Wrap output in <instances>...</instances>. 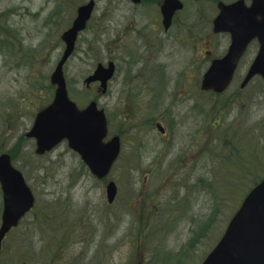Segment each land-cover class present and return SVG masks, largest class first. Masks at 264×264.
<instances>
[{
	"label": "rangeland",
	"instance_id": "rangeland-1",
	"mask_svg": "<svg viewBox=\"0 0 264 264\" xmlns=\"http://www.w3.org/2000/svg\"><path fill=\"white\" fill-rule=\"evenodd\" d=\"M88 1L0 0V46L7 41L14 44L5 46L6 54L0 47V152L13 154V164L24 173L36 196L35 209L6 241L5 245L18 251L12 264L16 259L21 264L26 260V264H201L240 204L239 189L253 185L251 180H237L238 192L230 195L227 182L231 176L225 172L216 175L222 181L221 191L201 182L202 178L210 180L211 169L222 165L220 159L228 161L226 171L233 158L212 125L221 118L225 136L232 126L246 124L248 132L249 124L258 125L245 137L239 131L238 138L244 142L249 138L248 145H256L264 158V80L255 79L239 92L242 71L226 95L203 94L198 87L202 74L196 76V70L203 68L204 61L198 52L186 51L185 60L198 78L190 86L192 103L175 110L176 116L177 112L181 115L171 130V144L161 141L157 131L133 132L109 93L102 95L99 85L92 83L89 89L85 84L96 66L107 62L108 22L129 6L126 0H98L65 72L71 97L81 107L97 99L107 111L111 130L123 138L121 159L111 175L100 181L84 173L78 156L66 144L40 157L35 141L26 134L36 113L54 96L51 75L65 49L61 36L72 25L78 7ZM146 3L156 5L157 1ZM189 15L194 17L189 22L199 18L193 8ZM121 30L115 28V32ZM221 42L215 50L218 55L228 47V41ZM11 48L16 52H9ZM177 66L179 72L181 65ZM166 106H161V113ZM210 146L212 153L207 152ZM112 180L119 187V197L109 206L106 186ZM219 200L222 208L216 214ZM2 202L0 187V214ZM193 242L197 246L191 249ZM6 261L2 259L1 264Z\"/></svg>",
	"mask_w": 264,
	"mask_h": 264
},
{
	"label": "water",
	"instance_id": "water-1",
	"mask_svg": "<svg viewBox=\"0 0 264 264\" xmlns=\"http://www.w3.org/2000/svg\"><path fill=\"white\" fill-rule=\"evenodd\" d=\"M95 6L96 0L80 6L72 26L62 35L66 48L51 76L52 84L57 86L54 100L37 115L27 136L36 139V152L39 155L66 140L91 173L103 179L110 174L120 155V137L105 141L108 136L105 111L99 110L95 102L80 110L69 97L64 73V66L75 51L79 34L87 28ZM181 8L179 0H165L162 8L165 23L168 24ZM220 10L215 21L216 30L229 32L232 45L225 57L213 61L202 84L203 90L218 93L229 87L241 57L254 39H258L260 51L241 86L244 88L256 76L264 78V0H252L251 7L246 6L245 0L232 5L221 3ZM111 73L112 69L99 64L86 83L100 81L105 93ZM0 183L4 193L1 251L6 234L31 210L35 197L23 174L13 166L9 154L0 155ZM117 192L116 183L111 182L107 187L109 202L114 201ZM202 264H264V179L248 194L222 238Z\"/></svg>",
	"mask_w": 264,
	"mask_h": 264
},
{
	"label": "flooded vegetation",
	"instance_id": "flooded-vegetation-1",
	"mask_svg": "<svg viewBox=\"0 0 264 264\" xmlns=\"http://www.w3.org/2000/svg\"><path fill=\"white\" fill-rule=\"evenodd\" d=\"M147 1L149 0H142L140 5H136L126 0L129 4L126 10L123 13L116 12L115 19L108 22L106 67L112 69V73L107 94L109 93L112 100L116 98L115 102H111L115 103L114 108L123 112L127 123L132 124L128 127L132 128L133 132L157 131L161 141L171 144L174 135L171 130L178 123V115H181L177 112L176 116L175 110L184 106L188 108V104L192 103L194 92L190 86L198 78L193 76L191 64L185 60L186 51L198 52L204 61L203 68L196 70V76L202 74L198 87L203 94L211 95L212 92L202 90L204 75L215 59H221L228 54L232 43L230 34L217 32L215 21L220 14L222 2L229 4L237 0H180L183 8L174 13L168 24L165 23L162 12L165 0H153L157 1L156 5H150ZM246 4L250 5L251 1L246 0ZM141 6L144 10L139 12L138 16ZM191 8L199 16L194 22H189V19H194L193 16H187ZM124 24L126 26L123 28ZM115 28L122 30L115 32ZM196 31L201 36L196 35ZM222 40L228 41V47L222 55H218L215 50L221 46ZM258 53L259 42L252 41L239 62L235 80L238 75L241 76L242 71L244 79ZM249 57L251 58L248 60ZM5 64L9 66L7 62ZM177 64L181 65L179 72L176 71ZM97 86L98 84L95 87ZM88 88L92 89L91 86ZM242 91L240 88L239 92ZM165 104L167 106L161 113L160 108ZM144 142L142 145H145ZM115 202L109 206H113ZM1 218L2 213L0 224ZM15 230L12 229L5 238L0 253V264L2 259L7 260L5 264H12L18 257V251H13L14 248L5 245ZM8 253L10 256L5 257ZM20 261L21 259L18 262L16 259L15 264H21Z\"/></svg>",
	"mask_w": 264,
	"mask_h": 264
},
{
	"label": "trees",
	"instance_id": "trees-1",
	"mask_svg": "<svg viewBox=\"0 0 264 264\" xmlns=\"http://www.w3.org/2000/svg\"><path fill=\"white\" fill-rule=\"evenodd\" d=\"M11 45L14 46L13 43H10L6 47H9ZM0 47L2 48L3 51H5L4 46H0ZM13 51L16 52L14 50V48H11V51H9V52L12 53ZM50 88H51V86H50ZM247 101H250V99ZM245 117H248L247 119L250 118L249 114H247ZM245 117H244V119H245ZM244 119H243V121H244ZM245 125L243 127L241 126V124H240V126H232L228 130L229 136H225L224 130L221 129V126H222L221 118H219L218 122H216L214 125H212L214 133L217 134V136L220 139L221 138L223 139L224 146L230 147L231 155L233 157L232 159H230L231 161H229V166L227 167L226 171H224L225 170L224 166H225V163H227L228 161L226 159H220V162L222 163V165H220V164L216 165V167H217L216 171H215V169H211L210 180L208 181L207 179L205 180L202 178L201 182L204 183L206 186H208L211 190H214L215 192L217 190L221 191L220 184L222 182L220 178L216 177L217 173L225 172V174L227 176H231V180H229L227 182V191L230 193V195H232V194L236 195V193L238 192V189L240 186L238 184L239 180L241 181V183L246 181V180H251L252 181L251 183L253 185H255L259 181H261V179L264 176V158L262 157V154H260V151L257 148H255L257 146L253 145V144L251 146L248 145V142L250 140L249 138H247V141L245 140V142L242 139H239L240 137L247 136V133L253 134L252 131L257 130L258 125H250L249 124L248 125V132L245 129ZM239 131H240V134L242 136L239 134ZM239 135H240V137L238 138ZM209 151L211 153L213 152L212 146H210L207 149V152H209ZM12 156H13V154H12ZM14 160H16V159H14ZM81 168L84 171V173L85 172L88 173V170H87L86 166L83 164V162H81ZM212 174L215 177H213ZM213 178H215V182H211V179H213ZM217 182L219 184L218 186L216 185ZM251 187L252 186L239 189L240 193L238 192L237 194L242 197ZM221 206H222V201L219 200V205L215 211L216 214L217 213L219 214V212L221 211V208H222ZM200 237H201L200 238V240H201L203 238V234ZM190 246H192L191 249H194L195 246H197L196 242L191 243ZM189 252H192V251H189Z\"/></svg>",
	"mask_w": 264,
	"mask_h": 264
}]
</instances>
